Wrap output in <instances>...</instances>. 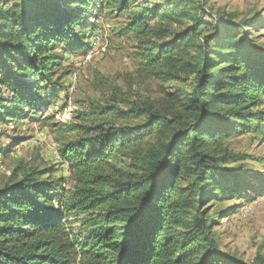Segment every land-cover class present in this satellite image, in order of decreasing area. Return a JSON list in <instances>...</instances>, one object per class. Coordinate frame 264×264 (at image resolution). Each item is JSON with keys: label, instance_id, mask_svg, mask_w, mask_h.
Masks as SVG:
<instances>
[{"label": "trees", "instance_id": "1", "mask_svg": "<svg viewBox=\"0 0 264 264\" xmlns=\"http://www.w3.org/2000/svg\"><path fill=\"white\" fill-rule=\"evenodd\" d=\"M91 1L0 0V82L14 95L8 106L0 96V123H19V104L35 109L38 92L60 86L64 54L86 46ZM141 1L97 4L126 14L119 30L133 41L136 75L173 90L120 101L111 86L113 96L60 124L69 188L52 168L12 171L0 188V264H264L221 252L213 228L226 212L206 206L251 187L228 167L244 156L220 139L264 133V47L249 44L259 20L212 14L208 0Z\"/></svg>", "mask_w": 264, "mask_h": 264}, {"label": "rangeland", "instance_id": "2", "mask_svg": "<svg viewBox=\"0 0 264 264\" xmlns=\"http://www.w3.org/2000/svg\"><path fill=\"white\" fill-rule=\"evenodd\" d=\"M141 2L134 0L130 8ZM97 3L98 0H92L83 7L87 24L84 28L85 48L64 54L55 69L54 80L59 78L60 86L55 91L38 92L35 109L19 104L25 116L19 123L16 120L0 123V150H10L0 155V188L19 167L21 170L52 168L50 178L62 180V188H69L70 173L59 156L55 129L60 124L76 122L77 112L88 110L90 101L103 102L113 96L111 86L119 88L116 96L120 101L137 97L157 99L163 89L173 90L171 84L136 75L133 41L119 30L127 20L126 14L110 13ZM205 7L206 11L223 14L235 22L256 17L259 21L249 30V38L253 41L249 44L264 47V0H208ZM55 47L56 52L62 50L59 45ZM18 76L23 79L22 73ZM99 80L104 84L102 87L98 85ZM12 93L0 82V96L7 106L14 99ZM120 107L124 108V103ZM220 140L223 148L244 156L243 160L228 167L251 187L244 192L243 199L221 197L208 202L210 214L226 212L213 228L215 241L221 252L244 263L252 262L256 256L264 260V194H257L264 190V133L249 131ZM21 170L16 172L19 178ZM252 188L258 189L257 192ZM57 203L53 200L55 206ZM76 220L70 219L71 222ZM70 229L78 234L79 224L73 223Z\"/></svg>", "mask_w": 264, "mask_h": 264}]
</instances>
